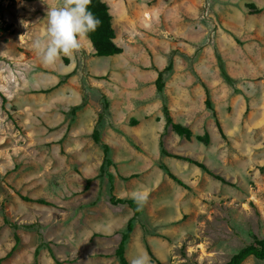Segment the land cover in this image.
I'll return each mask as SVG.
<instances>
[{
  "label": "rangeland",
  "instance_id": "obj_1",
  "mask_svg": "<svg viewBox=\"0 0 264 264\" xmlns=\"http://www.w3.org/2000/svg\"><path fill=\"white\" fill-rule=\"evenodd\" d=\"M104 1L122 54L97 56L85 34L45 64L33 42L46 40L47 9L63 0H0V264H57L50 247L64 264H120L133 210L110 197L137 190L129 262L224 264L264 239V0ZM164 106L191 138L167 125ZM161 141L213 174L163 154Z\"/></svg>",
  "mask_w": 264,
  "mask_h": 264
},
{
  "label": "trees",
  "instance_id": "obj_2",
  "mask_svg": "<svg viewBox=\"0 0 264 264\" xmlns=\"http://www.w3.org/2000/svg\"><path fill=\"white\" fill-rule=\"evenodd\" d=\"M91 11L95 14L96 17H98L101 21V24L96 28L95 31L89 32L86 34V36L90 39L93 48L95 49V54L97 56H111L115 54H119L123 52V48L115 41L116 33L115 29L113 27L112 23V14L110 12V7L107 4L106 1L104 0H91V4L89 5ZM65 61L67 60V57L64 59ZM173 67V60L172 58L170 59L169 63L162 69H157L158 75L155 81V85L157 87L158 91H162L164 88V74L165 72L171 70ZM206 104L211 107L210 105V94L209 90L206 89ZM165 110V115H166V120H167V125H171L173 130L176 131L179 135H183L187 137L188 139L191 138L192 132L191 129L185 125H182L181 123L175 122L173 117L171 116L167 106H164ZM103 117V114H100L99 119ZM218 128L220 132H222L221 125L219 121H217ZM93 140L97 143L101 142V137H100V131L98 127H95L92 133ZM209 138L207 137L204 141L208 142ZM161 144V151L163 154L173 156L176 158L184 159L186 161H189L191 163H194L195 165L199 166L203 170L211 173V171L206 167V165L202 162H199L191 157H185L182 155L178 154H173L168 152L164 146H163V141L160 142ZM109 145L107 143H103V152H104V159L103 163L100 167V172L102 173L105 169V166L111 163V159L109 157ZM168 170V169H166ZM169 176L173 178L175 181H177L180 184L182 181L176 177L173 173L168 171ZM213 174V173H211ZM217 178L222 179V177L217 176ZM109 180L111 183V192L114 189L113 185V177L112 175H109ZM92 181V178H87L86 184H85V189H88L90 186V183ZM23 199L28 200V201H35L37 203L41 204H47V205H53V203L46 201L45 199H32L30 197L22 196ZM111 202L113 203H124L128 204L132 210H133V215L132 217L128 220L126 230L121 234V239L119 241V244L117 248L115 249V255L119 260L120 264H130L127 256H126V244L130 238V235L133 231V221L136 218V216L140 212V208L137 204V202L134 199H123V198H116V196L112 193L110 197ZM16 238V243L18 244L19 241V235L16 233L15 234ZM16 248V244L13 247V250ZM52 257L54 258L55 262L57 264H64L60 260L57 259V257L54 255L53 249L50 247L49 249ZM149 253L152 255L150 248H148ZM39 254V247L36 248L35 250V256ZM10 255V253H9ZM254 256L257 259L264 260V239L260 238H255L253 242L247 244L244 246L242 249H240L237 253L231 256V258L225 262L224 264H242L244 260H246L248 257Z\"/></svg>",
  "mask_w": 264,
  "mask_h": 264
},
{
  "label": "clouds",
  "instance_id": "obj_3",
  "mask_svg": "<svg viewBox=\"0 0 264 264\" xmlns=\"http://www.w3.org/2000/svg\"><path fill=\"white\" fill-rule=\"evenodd\" d=\"M91 0H63L57 7H48L46 12L47 36L45 41L35 40L34 47L40 52L45 64L55 63L61 54L71 56L80 47V37L96 30L101 21L91 11ZM132 198L142 203V191L132 193ZM130 264H149V258L140 253Z\"/></svg>",
  "mask_w": 264,
  "mask_h": 264
},
{
  "label": "crops",
  "instance_id": "obj_4",
  "mask_svg": "<svg viewBox=\"0 0 264 264\" xmlns=\"http://www.w3.org/2000/svg\"><path fill=\"white\" fill-rule=\"evenodd\" d=\"M116 39V38H115ZM116 41V40H115ZM117 42V41H116ZM121 46V45H120ZM122 47V46H121ZM122 54L119 53V54H115V55H111L112 57H116L118 55ZM106 57V56H105ZM69 244H66L65 245V249L63 250V253L64 255L67 254V257L66 258H73V257H76L77 256V243H74L72 244L71 242H68ZM63 262V261H61Z\"/></svg>",
  "mask_w": 264,
  "mask_h": 264
}]
</instances>
